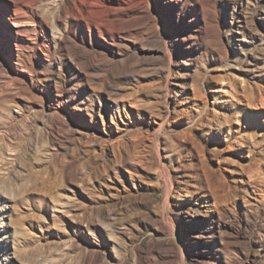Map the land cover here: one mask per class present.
Segmentation results:
<instances>
[{
	"label": "rangeland",
	"instance_id": "374dc122",
	"mask_svg": "<svg viewBox=\"0 0 264 264\" xmlns=\"http://www.w3.org/2000/svg\"><path fill=\"white\" fill-rule=\"evenodd\" d=\"M0 264H264V0H0Z\"/></svg>",
	"mask_w": 264,
	"mask_h": 264
},
{
	"label": "bare ground",
	"instance_id": "6f19581e",
	"mask_svg": "<svg viewBox=\"0 0 264 264\" xmlns=\"http://www.w3.org/2000/svg\"><path fill=\"white\" fill-rule=\"evenodd\" d=\"M70 30H72V29H70ZM68 40V39H67Z\"/></svg>",
	"mask_w": 264,
	"mask_h": 264
}]
</instances>
